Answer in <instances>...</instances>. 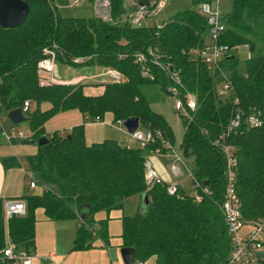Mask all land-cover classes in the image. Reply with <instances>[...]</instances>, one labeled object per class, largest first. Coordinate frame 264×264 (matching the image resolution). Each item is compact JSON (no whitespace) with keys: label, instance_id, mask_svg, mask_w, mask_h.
<instances>
[{"label":"trees","instance_id":"16d2710c","mask_svg":"<svg viewBox=\"0 0 264 264\" xmlns=\"http://www.w3.org/2000/svg\"><path fill=\"white\" fill-rule=\"evenodd\" d=\"M26 1L29 13L23 24L0 26V112L2 107L22 110L28 101L23 115H28L30 139L44 136L47 142L28 156L41 191L16 198L25 203V212L6 219L3 203L10 199L0 197V264L12 261L2 257L7 235L16 249L34 248L37 208L47 219H77L73 250L107 249V221L99 220L100 229L94 230V214L121 208L126 199L142 194L148 197L144 211L122 217V246L133 247L136 259L154 258V264H232L233 240L221 208L229 172L225 145L234 149L232 169L245 222L255 225L264 219V124L248 126L243 117L227 135L231 118L239 112L245 116L258 112L264 121V0H234L232 10L222 15L224 28L213 42L227 49L213 66L200 53L212 42L209 17L202 7L213 0H192L199 8L179 11L160 25L144 26L132 25L129 15L136 4L151 0L130 4L109 0L108 21L96 15L64 16L55 0ZM242 44L261 50L248 59L245 74L232 57V49ZM44 48L54 51L57 62L116 69L122 80L101 82L104 89L99 95L85 94L84 84L79 83L40 86L36 66ZM138 52L145 54V64L135 61ZM77 57L85 60L76 62ZM154 59L178 72L181 94L196 96L189 116L177 111L184 128L179 149L191 159L188 173L195 195L179 185L171 194L167 183H148L145 176L147 154L165 153L174 145L169 124L152 109L142 89L156 84L169 96L166 87L171 80ZM227 83L229 88L221 92ZM46 101L51 107L41 111L39 106ZM31 103L36 106L32 112ZM70 109H79L86 120L102 119L106 113L112 114L113 121L137 117L140 128L159 130L162 135L144 146L121 145L113 139L87 144L85 121L67 134L44 132L48 118ZM16 163L15 158L4 159L5 166ZM94 233L99 244L93 241ZM259 254L264 264V249Z\"/></svg>","mask_w":264,"mask_h":264},{"label":"rangeland","instance_id":"374dc122","mask_svg":"<svg viewBox=\"0 0 264 264\" xmlns=\"http://www.w3.org/2000/svg\"><path fill=\"white\" fill-rule=\"evenodd\" d=\"M74 0H55L59 11L64 16H75V17H89L94 15L93 3L89 0H80L79 6L73 4ZM159 6H157L156 16L148 20V24L152 25L153 22L157 21L158 25L162 24L163 20L171 18L175 13L191 8H199L196 6L192 0H158ZM234 0H213L210 6L212 7L213 13H219V19L222 15L227 14L232 10ZM127 4L131 3V0H126ZM218 7V10L215 8ZM210 40V36L208 37ZM261 54L260 48L252 50L246 44L238 45L232 49V55L236 56L239 61V71L242 74L246 73V64L249 58L255 57ZM106 67L97 64H80L73 65L64 62H58V74L63 78H73L75 76L82 77V81L79 84H84V93L87 95H99L103 92V85L101 82L103 79L110 81L108 77L97 76L101 72H105ZM142 89L155 112L160 113L164 116L167 123L170 126L172 135L174 138L173 150H175L177 156H173V150H169L170 156L165 154L154 153L150 155L147 162L151 165L152 169L157 173V175L167 184L177 183L179 187L189 195H195L196 190L193 185L191 178L189 176L188 170L191 164V159L184 158L182 152L179 149V144L182 140L184 134V128L182 124V119L177 111L174 109L172 99L162 92L156 84H145ZM191 93V92H189ZM193 94V93H191ZM228 94V93H227ZM195 95V94H193ZM196 97V96H195ZM35 104L31 103V112L35 108ZM51 107L49 102H42L39 106L41 111H45ZM83 115V118H82ZM28 115L25 114L24 117L27 118ZM85 121V122H84ZM86 130V138L90 140V143L94 139H113L121 145H127L130 142L131 146H136L137 142L131 138V134L128 133L127 129L122 126L120 127L113 121V116L110 113H106L102 122L96 123L91 119L86 120V116L79 109H70L65 111H60L50 118H48L43 124V130L46 134L51 132H61L67 134L71 127L83 123ZM0 124L3 131L0 133V144H6L9 142L6 137H15L18 132L22 134L24 139L17 140L13 143L14 154H11L7 158H15L17 161L15 167H24V173L26 174L25 183L23 189V194L30 195L41 191V188L37 186L34 189L28 187L29 176L32 175L30 171L29 155L36 153L38 146L29 143L31 136L33 135L29 120L19 122L18 124H13V122L8 117V110L2 107L0 112ZM13 142V141H12ZM6 159V158H5ZM175 160L182 166L183 174L175 181L172 177L169 169L171 166V161ZM8 164V161L5 162ZM11 163V161H10ZM8 167V166H6ZM10 167V166H9ZM161 171V172H160ZM169 172L171 177L165 179L163 175ZM11 186V185H10ZM27 186V187H26ZM10 190V189H9ZM16 199V198H13ZM19 200V199H17ZM137 198L126 199L121 208L112 209L109 212L99 211L94 214V230L100 229L99 220L105 219L107 221L108 234L111 238V246L113 248V260L115 259V264H124L122 257L120 255L119 241H122V217L131 216L137 213V206H134ZM36 215V241L39 237V246L48 247L53 243V239L56 238L63 249L69 248L68 252L71 254H76L81 252L82 257H75L70 259L69 264H110V257L107 254L105 248H90L89 250H73V239L76 235V222L77 219H47L41 208H37L35 211ZM78 223V222H77ZM250 225L246 224L240 231L243 235L248 230H251ZM264 241V235H263ZM93 241L95 244H99L100 240L98 235L93 234ZM7 244V239H5ZM37 244V243H36ZM70 245V247H69ZM97 248V249H96ZM94 249V250H91ZM36 252V251H35ZM113 264V262H112ZM144 264H154V258H150L144 261Z\"/></svg>","mask_w":264,"mask_h":264},{"label":"built area","instance_id":"2783aa9c","mask_svg":"<svg viewBox=\"0 0 264 264\" xmlns=\"http://www.w3.org/2000/svg\"><path fill=\"white\" fill-rule=\"evenodd\" d=\"M79 0H74L73 4L79 6ZM109 0H94L93 9L94 15L101 18L104 21L109 20ZM157 6H159L158 0H151L148 3H138L135 5V10L129 15L130 23L134 26L150 25L148 20L154 18L157 12ZM203 12H205L209 17L210 36L211 43L206 45L204 49L200 50L203 58L209 66L218 65L219 61L223 56V52L227 47L217 46L213 40L218 36V32L223 30L224 25L219 19L218 13H213L210 4H203ZM153 24L158 25L155 21ZM196 52V50H195ZM43 57L38 61L36 66L37 80L40 86L49 85H63V84H76L82 81V77L75 76L73 78H63L58 74V62L55 57V53L50 48L43 49ZM135 61L145 64L146 57L142 52H138L134 55ZM84 57L75 58L76 62L84 61ZM153 63L167 71V76L171 80V83L166 87L169 93V97L173 101L174 109L184 116H189L190 111L196 107V97L195 95L185 92L181 94L179 88L182 87L181 80L177 71L168 70L166 66H163L157 59L153 60ZM97 76L108 77L110 81L119 82L122 80V75L116 69L106 68L103 73L97 74ZM103 81H106L103 79ZM102 81V82H103ZM229 88V83L225 84L221 92L224 89ZM28 101L24 102L22 113L28 109ZM246 119L245 122L248 126L258 127L264 124V121L260 113L252 112L249 115H244V112H239L235 114L228 125L227 135H230L236 128L241 124L242 119ZM94 121H99V117H95ZM120 127L124 126L122 120L115 121ZM1 132L3 131L0 124ZM131 137L138 145L144 146L148 142H152L155 138L162 135L161 131L156 130L154 132L143 130L138 126V128L130 133ZM22 134L18 132L15 137L7 136L6 139L11 142L15 138H22ZM168 146V143H166ZM172 150V149H171ZM155 153H159V150H155ZM224 152L226 153L228 160V183L226 185L225 200L223 201L221 208L224 214L225 222L227 225V230L233 240V250L230 256V262L232 264H261L260 252L264 249V219H262L258 224L246 223L242 211L241 202L236 190L235 175L232 167L235 165L236 160L234 157V149L230 145L224 146ZM152 153V152H151ZM174 156H177L175 152H172ZM179 164V163H178ZM180 165V164H179ZM145 176L148 183L161 184L164 181L157 175V173L152 169L149 162H145ZM28 187L33 189L36 187V180L32 175L28 179ZM167 191L174 194L177 190V183L167 184ZM4 206V216L9 218L11 215L23 214L25 212L26 206L22 200L10 199L3 203ZM250 225L251 230H248L243 235H241V229L246 225ZM7 245L3 250L2 257H6L11 261L10 264H32V254L25 249H16L11 243L7 235ZM131 264H144L143 261L134 259Z\"/></svg>","mask_w":264,"mask_h":264},{"label":"crops","instance_id":"0c3cea01","mask_svg":"<svg viewBox=\"0 0 264 264\" xmlns=\"http://www.w3.org/2000/svg\"><path fill=\"white\" fill-rule=\"evenodd\" d=\"M211 9H212V7H211ZM215 10H218V7L215 8ZM101 73H103V72H101ZM82 118H83V115H82ZM94 122L100 123V122H102V119H100L99 121H94ZM84 135H85V141L87 144H91L93 142H100V141H103L104 139H107V137H104L103 139H94L90 143V140H87V138H86V130L84 132ZM10 137H12V136H10ZM13 143L14 142L11 141V142H6L5 145L0 144V197L3 199L19 198L20 196L23 195V193H24L23 189H24V186L26 185V183H25L26 174L24 173V167L23 166H20L18 168V167H15L16 165L10 166V167H6L4 165V159L5 158H7L8 156H10L11 154H14V153L16 155V152L14 151ZM29 143L32 144L31 142H29ZM126 144L128 146H131L130 142H128ZM32 145H35V144H32ZM173 152H175V150H173ZM154 153L155 152L148 153L147 159L150 155H152ZM169 153L170 152L168 151L165 153H158V154H165V155L168 154V156H170V154H172V153H170V154ZM169 171H170V173H171V175L175 181L183 174L181 165H179L178 162H176L175 160L171 161V166H170ZM170 173L166 172L165 175H163V177L165 179L170 178L171 177ZM130 198L131 199L132 198L138 199V201H136L134 206H137V209H138L137 213L143 212V210H142V207H143L142 195H135V196H132ZM77 226H78V223L76 222V228H77ZM36 233H37V230L35 227V246L30 251L32 254V264H69V262H70L69 258L73 259L75 257H80V258L82 257V254H80L81 252L76 253V254H71V252H68L69 248L63 249L56 238L53 239V243L50 244V246H48V247L39 246L40 240L38 237V239L36 241ZM118 246L120 248L122 247V241H119ZM69 247H70V245H69ZM87 250H89V249H87ZM91 250H94V249H91ZM103 250H106L107 254L109 255L110 261H111L110 264H112V262H113V264H115V259L113 260L114 257H113V252H112L113 248L111 246V238H110V247L107 249L105 248Z\"/></svg>","mask_w":264,"mask_h":264},{"label":"water","instance_id":"95a60500","mask_svg":"<svg viewBox=\"0 0 264 264\" xmlns=\"http://www.w3.org/2000/svg\"><path fill=\"white\" fill-rule=\"evenodd\" d=\"M29 13V5L26 0H0V26L4 28L18 27L24 23ZM235 57V56H232ZM8 117L13 124H18L26 120L21 109H12L8 111ZM123 125L129 133L134 132L139 126L137 117H129L123 120ZM1 133V128H0ZM29 142L41 146L47 142V138L42 136L38 139H30ZM144 211L148 204V197L142 194ZM85 213H80L81 218H85ZM120 255L124 264H131L135 259V249L133 247H121Z\"/></svg>","mask_w":264,"mask_h":264}]
</instances>
